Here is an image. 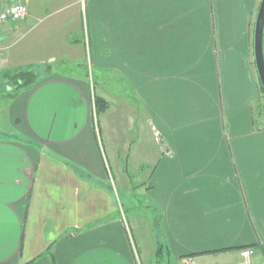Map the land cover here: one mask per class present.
Instances as JSON below:
<instances>
[{"label":"crops","instance_id":"obj_1","mask_svg":"<svg viewBox=\"0 0 264 264\" xmlns=\"http://www.w3.org/2000/svg\"><path fill=\"white\" fill-rule=\"evenodd\" d=\"M19 2L0 27V264H153L158 239L177 264H264L261 0L0 11ZM16 71L41 80L13 93ZM132 183L160 217L148 240L121 215Z\"/></svg>","mask_w":264,"mask_h":264},{"label":"rangeland","instance_id":"obj_2","mask_svg":"<svg viewBox=\"0 0 264 264\" xmlns=\"http://www.w3.org/2000/svg\"><path fill=\"white\" fill-rule=\"evenodd\" d=\"M84 0H81L82 3ZM21 3V2H20ZM13 5V4H12ZM119 83H113L112 87H114L117 91H120ZM3 88L0 87V93H2ZM262 116L264 117V101L262 107ZM264 120V119H263ZM133 191L130 195H120V210L121 215L125 218L129 228L135 226L137 228V235L142 237L145 236L148 240L151 235V227L153 223H159L160 217L157 211L150 206L148 200V192L147 187L146 190L141 189L138 191L139 187H137L136 183H132ZM141 194V195H140ZM123 213V214H122ZM156 220V221H155ZM153 222V223H152ZM131 227V228H132ZM130 228V229H131ZM160 233V232H159ZM164 243V242H163ZM165 244V243H164ZM187 262H183L182 264H187ZM153 264H177L176 260L168 255V251L165 250L164 256L161 259V262H157L155 259Z\"/></svg>","mask_w":264,"mask_h":264},{"label":"trees","instance_id":"obj_3","mask_svg":"<svg viewBox=\"0 0 264 264\" xmlns=\"http://www.w3.org/2000/svg\"><path fill=\"white\" fill-rule=\"evenodd\" d=\"M40 80H41L40 76L35 71H16L10 77V82L12 84L13 93H18L22 90L32 89L39 83ZM261 90L264 96V90L262 89V87H261ZM94 103H95V110H96L97 115L102 114L109 108V104L101 97L96 96L94 98ZM156 227H157V230L160 228V221L159 223H157ZM159 232L160 231L158 230L157 232L158 235H159ZM165 250L168 251V248L161 240L158 239L157 251H156V256H155V259L157 260V262H161V259L164 256Z\"/></svg>","mask_w":264,"mask_h":264},{"label":"built area","instance_id":"obj_4","mask_svg":"<svg viewBox=\"0 0 264 264\" xmlns=\"http://www.w3.org/2000/svg\"><path fill=\"white\" fill-rule=\"evenodd\" d=\"M28 15V7L23 3H16L0 11V27L8 22H20ZM1 49V39H0ZM95 108V103H94ZM255 251L252 248H246L241 251V261L239 264H255ZM187 264H196L194 260H189Z\"/></svg>","mask_w":264,"mask_h":264},{"label":"water","instance_id":"obj_5","mask_svg":"<svg viewBox=\"0 0 264 264\" xmlns=\"http://www.w3.org/2000/svg\"><path fill=\"white\" fill-rule=\"evenodd\" d=\"M254 58L258 78L264 90V0H261L255 22Z\"/></svg>","mask_w":264,"mask_h":264}]
</instances>
